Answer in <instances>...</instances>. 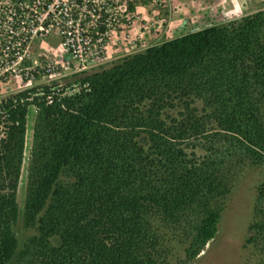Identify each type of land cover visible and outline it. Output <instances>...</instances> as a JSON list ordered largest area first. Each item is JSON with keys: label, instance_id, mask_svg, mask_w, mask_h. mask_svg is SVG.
<instances>
[{"label": "trees", "instance_id": "1", "mask_svg": "<svg viewBox=\"0 0 264 264\" xmlns=\"http://www.w3.org/2000/svg\"><path fill=\"white\" fill-rule=\"evenodd\" d=\"M65 80L0 100V264L193 261L250 172L245 247L264 264V10Z\"/></svg>", "mask_w": 264, "mask_h": 264}, {"label": "rangeland", "instance_id": "2", "mask_svg": "<svg viewBox=\"0 0 264 264\" xmlns=\"http://www.w3.org/2000/svg\"><path fill=\"white\" fill-rule=\"evenodd\" d=\"M130 3L134 6L131 13L128 12ZM113 7L117 11L119 24L108 41L105 62L99 67L101 69L110 68L124 57L167 40L213 25H223L264 10V0H115ZM53 43L58 47L57 40L53 39ZM56 53L54 51L46 55L51 57L56 56ZM70 77L64 83H68ZM75 88L72 86L70 89ZM35 113V108L30 107L25 158L17 195L21 210ZM169 115L176 117L177 112L171 111ZM256 175L258 173L250 172L249 176L238 182L220 219L217 234L203 252L195 260L183 263V250L178 248L171 264L181 261L183 264H255L249 249L245 247V239L259 180L254 179ZM17 235L21 240L30 235L23 229L21 217Z\"/></svg>", "mask_w": 264, "mask_h": 264}, {"label": "built area", "instance_id": "3", "mask_svg": "<svg viewBox=\"0 0 264 264\" xmlns=\"http://www.w3.org/2000/svg\"><path fill=\"white\" fill-rule=\"evenodd\" d=\"M114 1L0 0V100L21 84L24 89L50 87L55 80L100 67L119 24ZM53 39L69 62L42 59L37 47ZM49 90L60 95L64 87Z\"/></svg>", "mask_w": 264, "mask_h": 264}, {"label": "crops", "instance_id": "4", "mask_svg": "<svg viewBox=\"0 0 264 264\" xmlns=\"http://www.w3.org/2000/svg\"><path fill=\"white\" fill-rule=\"evenodd\" d=\"M54 46H56V45H54V43H51V44H49V43H44V44H40L37 48L39 49V51L42 53V54H44V55H46V54H50V53H52V52H54V51H56L57 50V48H56V50H55V48H54ZM57 47V46H56ZM11 87H15V85H13V84H11Z\"/></svg>", "mask_w": 264, "mask_h": 264}]
</instances>
